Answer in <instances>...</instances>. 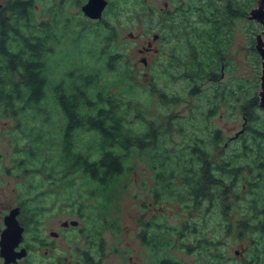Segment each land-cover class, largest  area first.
I'll return each instance as SVG.
<instances>
[{
  "label": "rangeland",
  "instance_id": "obj_1",
  "mask_svg": "<svg viewBox=\"0 0 264 264\" xmlns=\"http://www.w3.org/2000/svg\"><path fill=\"white\" fill-rule=\"evenodd\" d=\"M209 1L216 8L214 13L211 4L206 5ZM231 1L245 14L231 20L224 12ZM78 2L33 0L29 10L28 22L52 19L59 29V35L49 36L45 58L52 71L45 107L33 108L15 99L12 85L3 81L10 78L0 70V95L11 93L15 99L12 106H6L4 97L0 101V177H5L0 187L8 186L10 203L24 200L26 209L37 212L47 240L51 229L59 232L52 236V264H85L84 251L95 253L99 264H150L151 251L139 236L143 218H166L179 226L196 219L194 233L212 234L214 217L209 212L205 216L209 223L203 225L204 217L192 215L178 200H156L152 186L157 176L147 151L132 153L126 161L127 181L111 197L88 196L79 209L81 202L71 193L86 185L81 177L63 179L65 172L55 165L56 145L66 119L52 88L62 78L69 80L79 72L91 71L96 74L97 92L101 89L125 101L126 125L134 133H145L153 122L168 130V145L181 147L199 140L209 144L207 139L219 129L234 144L243 136L242 101L247 102L260 88L261 56L255 43L263 26L248 18L257 0H108L101 19L86 15L84 0ZM188 4L194 7L187 8ZM204 10H209V18L202 15ZM219 21L222 26L216 29ZM155 33L159 34L157 40L153 39ZM9 37L7 50L20 51L24 33ZM150 40L154 48L146 52ZM110 54L117 57L107 60ZM143 56H147V64ZM109 61L113 69H108ZM13 80L20 79L14 76ZM97 138L95 131L76 132L78 146L92 145L94 157L99 151L91 142ZM235 210L233 219L237 220ZM72 219L79 220L78 225H62ZM190 229L187 233L192 235ZM219 245L233 259L228 264H239L246 253V244L235 234H224ZM175 253L183 264H208L196 251L187 253L177 247ZM45 255L40 248L29 263L46 261Z\"/></svg>",
  "mask_w": 264,
  "mask_h": 264
},
{
  "label": "trees",
  "instance_id": "obj_2",
  "mask_svg": "<svg viewBox=\"0 0 264 264\" xmlns=\"http://www.w3.org/2000/svg\"><path fill=\"white\" fill-rule=\"evenodd\" d=\"M236 3L231 1L224 6L231 20L235 15L245 14ZM210 4L214 13L213 3L209 1L206 5ZM32 6L33 0H8L0 9V70L5 73L3 76L10 78L2 80L7 82L5 85H12L15 99L35 108L40 104L45 107L43 102L49 99L47 89L52 71L51 63L45 58L49 36L51 33L59 35V29L52 19L41 20L36 23L39 28L35 29L36 24L28 22ZM193 7L194 4H188L187 8ZM202 13L209 18V10ZM215 25L211 24L213 28ZM220 26L219 21L216 29ZM19 32L24 33V37H20L23 46L20 51L9 52L5 39ZM110 55L107 60L117 57V54ZM108 63V69H113L110 61ZM17 75L20 80H13ZM95 77L91 71L79 72L69 80L60 79L52 88L54 100L66 119L56 145L59 154L55 165L65 172L63 179L76 181L81 177L86 185L71 193L75 201L81 202L79 209L88 196L111 197L112 191L127 181L126 161L132 153L147 151L157 176L152 186L156 200L176 199L185 204L192 215L199 213L204 221L209 212L214 217L212 234L203 230L194 233L198 229L196 219L192 224L184 222L179 226L169 224L166 218H143L139 236L143 246L151 251L150 264H183L175 253L177 247L187 253L196 251L208 264H228L232 257H227L223 245H219L224 234H235L246 244V253L239 264H264V108L259 105L256 91L248 96L247 102L242 101L245 124L240 140L233 144L217 129L207 139L209 144L199 140L180 147L168 145L165 140L168 130L161 125L153 126V122L145 133H134L126 125L125 101L101 89L97 92L93 83ZM1 86L0 81V90ZM1 97L6 99V106H12L15 100L11 93L0 95V101ZM82 130L98 134L91 142L99 151L97 157L93 156L92 145L78 146L76 132ZM235 209L237 220L233 219ZM206 219L203 225L209 223ZM189 226L192 235L187 233Z\"/></svg>",
  "mask_w": 264,
  "mask_h": 264
},
{
  "label": "flooded vegetation",
  "instance_id": "obj_3",
  "mask_svg": "<svg viewBox=\"0 0 264 264\" xmlns=\"http://www.w3.org/2000/svg\"><path fill=\"white\" fill-rule=\"evenodd\" d=\"M6 1L8 0H2L4 5ZM87 1L88 0H84L83 4ZM9 36L10 35H8V37H6L5 39L6 43L7 40H9L10 38ZM158 38H159V34L155 33L153 35V39L157 40ZM153 43H154L153 40H150L148 42V45L145 46L146 52L152 51V49L154 48ZM143 61L145 62V64L148 63L147 56H143ZM17 77L19 80L20 76L17 75ZM0 180H1V184L4 183L5 177L4 178L0 177ZM8 194H9L8 186L0 187V264H30L29 262L31 261L30 259L32 253L39 250L40 248H43V251L46 254L45 258L43 259H47V260L46 261L43 260L41 262L37 261V264H52V236H58L59 232L57 230L51 229L49 231L50 232L49 238L47 240L46 237H44L45 235L42 234L43 222L42 220L38 219L37 212L34 213L29 209H26L24 200H21L20 202L19 201L15 202L14 199L13 202L10 203ZM11 215L15 216V219L17 221V227L15 228V230L16 232L20 231L21 238L19 239L14 238L11 243L9 242L10 243L9 248H12L11 251L15 253V257L10 261H8L7 257L3 253V239H4L3 235L8 229V219L10 218ZM72 220H64L62 222V225L64 227H67L69 224H72L71 223ZM64 222H67V224H64ZM52 232H56V234L53 235ZM14 236L17 237V235ZM4 250L7 249L5 248ZM22 252L25 253L21 255ZM83 255H84L83 260L85 261V264L100 263V260H97L95 258L96 257L95 253H92L90 251H84ZM70 264H73L72 261L70 262Z\"/></svg>",
  "mask_w": 264,
  "mask_h": 264
},
{
  "label": "water",
  "instance_id": "obj_4",
  "mask_svg": "<svg viewBox=\"0 0 264 264\" xmlns=\"http://www.w3.org/2000/svg\"><path fill=\"white\" fill-rule=\"evenodd\" d=\"M107 5H108V0H88L87 2L82 4V10L86 15L92 18L101 19L103 17V12ZM3 6L4 4L2 0H0V9ZM248 18L250 20L259 21L263 26L262 32L256 34L255 48L257 49V51L261 56L260 88L258 91V96H259V105L261 108H264V0H257V4L249 10ZM242 130L243 129H241V131ZM78 222L79 221L77 219L71 221V223L75 225L78 224ZM64 224H67V222H64ZM16 227H17V221L15 219V216L11 215L10 218L8 219V229L3 235L4 237L3 253L7 257L8 261H10L15 257V253L11 251L12 248H9L10 243L14 238L16 239L21 238L20 231L16 232L15 230ZM52 234L55 235L56 232H52ZM14 235H17V237H15ZM5 248L7 250H4ZM24 253L25 252H22L21 255H23Z\"/></svg>",
  "mask_w": 264,
  "mask_h": 264
}]
</instances>
